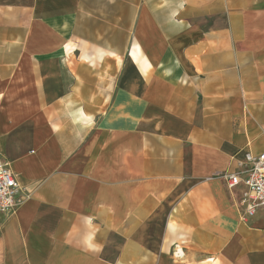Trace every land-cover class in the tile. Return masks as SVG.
<instances>
[{
  "label": "crops",
  "instance_id": "1",
  "mask_svg": "<svg viewBox=\"0 0 264 264\" xmlns=\"http://www.w3.org/2000/svg\"><path fill=\"white\" fill-rule=\"evenodd\" d=\"M261 152L264 0H0V264H264Z\"/></svg>",
  "mask_w": 264,
  "mask_h": 264
},
{
  "label": "built area",
  "instance_id": "2",
  "mask_svg": "<svg viewBox=\"0 0 264 264\" xmlns=\"http://www.w3.org/2000/svg\"><path fill=\"white\" fill-rule=\"evenodd\" d=\"M244 165L239 171L224 173L223 178L230 190L244 187L240 204L243 207L242 218L245 220L259 212L264 215V152L247 154L240 166ZM25 197L9 161L0 155V212L15 211Z\"/></svg>",
  "mask_w": 264,
  "mask_h": 264
}]
</instances>
